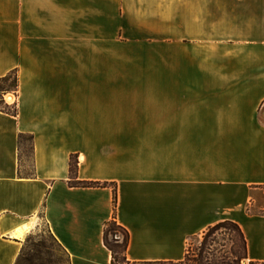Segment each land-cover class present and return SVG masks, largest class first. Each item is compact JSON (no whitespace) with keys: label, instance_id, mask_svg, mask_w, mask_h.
Returning a JSON list of instances; mask_svg holds the SVG:
<instances>
[{"label":"crops","instance_id":"obj_1","mask_svg":"<svg viewBox=\"0 0 264 264\" xmlns=\"http://www.w3.org/2000/svg\"><path fill=\"white\" fill-rule=\"evenodd\" d=\"M15 68L0 264L41 223L70 264H112L113 218L131 264L181 261L225 220L264 262V0H0V78Z\"/></svg>","mask_w":264,"mask_h":264},{"label":"trees","instance_id":"obj_2","mask_svg":"<svg viewBox=\"0 0 264 264\" xmlns=\"http://www.w3.org/2000/svg\"><path fill=\"white\" fill-rule=\"evenodd\" d=\"M6 92H12L17 97V93H18L17 68L11 70L5 76L0 78V111L15 117L17 115L16 100L12 104L5 103L3 100V94ZM77 165H78V156L71 155L69 160V173L71 179H73L77 173ZM73 184H75L76 186H83V187H102L106 185V183L80 182V181H74ZM115 201L116 198L114 196L113 199L114 205H115ZM220 228L233 229L234 231H236L241 246H238L237 248H231L230 253H225L219 256H215L213 255V253H211L209 248L211 246L210 238L215 233V231ZM118 231H121L122 242L119 243L117 239L114 241V243L109 242L108 240L109 234L112 233L115 234ZM51 237L57 243V241L52 235ZM128 241H129V235L127 231L121 226H119L114 220V218L106 224L103 232V242L111 253L112 264H131L126 259V249L128 246ZM57 245L61 248V246L58 243ZM44 250H45V245L43 242H39V244L34 246V248H32L31 250L27 249V247H25V245L23 244L15 264H57L55 263V261L51 260V258L46 255L47 253ZM246 258H247L246 241L240 227L232 221L225 220L217 223L212 227H209L207 231L204 233L202 241L196 253L191 254L189 249L187 248L184 258L181 261L144 262V263H132V264H264V262H251V261L246 263L245 262ZM67 259H68L67 264H70L68 256Z\"/></svg>","mask_w":264,"mask_h":264},{"label":"rangeland","instance_id":"obj_3","mask_svg":"<svg viewBox=\"0 0 264 264\" xmlns=\"http://www.w3.org/2000/svg\"><path fill=\"white\" fill-rule=\"evenodd\" d=\"M11 97V100L9 97ZM15 94L12 92H6L3 94V100L7 104H12L15 101ZM23 141L25 142V153L28 152V141L29 139L27 137H23ZM251 211L253 213H264V188L263 190L259 191V195L256 199V204L254 207L251 208ZM204 235V234H203ZM203 235L201 237L192 239L188 245L187 248L189 249L190 253H196L197 249L200 246V243L202 241ZM118 240L119 243L122 242V234L121 231L116 232L115 234H109L108 240L111 243H114L115 240ZM211 246L210 251L215 256H219L225 253H230L231 248H237L238 246H241V243L239 241V237L236 231L233 229H225L220 228L215 231V233L210 238ZM39 242H43L45 245V252L46 255L51 258V260L55 261L57 264H67L68 259L64 251L57 245V243L53 240L51 237L47 227L44 225V223H41L35 231H33L31 234H29L26 239L24 240V245L27 247V249L31 250L34 248V246L38 245Z\"/></svg>","mask_w":264,"mask_h":264},{"label":"bare ground","instance_id":"obj_4","mask_svg":"<svg viewBox=\"0 0 264 264\" xmlns=\"http://www.w3.org/2000/svg\"><path fill=\"white\" fill-rule=\"evenodd\" d=\"M9 97V99L11 100V97L10 96H8Z\"/></svg>","mask_w":264,"mask_h":264}]
</instances>
